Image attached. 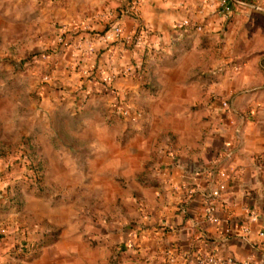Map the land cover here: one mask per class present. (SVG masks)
Instances as JSON below:
<instances>
[{"label":"crops","instance_id":"obj_1","mask_svg":"<svg viewBox=\"0 0 264 264\" xmlns=\"http://www.w3.org/2000/svg\"><path fill=\"white\" fill-rule=\"evenodd\" d=\"M217 1L0 0V36L7 43L25 40L37 31L50 47L67 28V45L61 44L63 62L38 87L44 105L39 112L43 132L51 131L45 119L53 113L75 118L83 114L80 108L69 107L98 86L95 77L78 79L82 68L96 75L100 69L143 64L137 79L123 77L115 82V88L138 97L142 130L121 153L115 150L111 160L102 162L112 174L109 181L118 177L120 161L125 180L137 165L143 180L147 175L155 177L154 186L138 184L140 207L134 225L142 249L158 259L155 264H228L229 259L241 264L249 258L264 264V244L258 237L264 229V3L259 11L252 7L255 0H243L246 8L236 3L237 12L225 22ZM134 3L137 14L132 16L127 6ZM115 20L124 34L145 30V44L124 49L122 42L105 41L103 31ZM195 24H203L204 30L197 31ZM8 61L18 70L24 68L18 59ZM12 61L20 62L21 68ZM49 66L42 63L44 70ZM4 82L1 78L0 84ZM38 83L35 77L28 80L30 87ZM57 85H84L85 90L59 94L53 88ZM140 85L151 86L154 92ZM11 92L0 87L1 96L9 98ZM221 99L231 101V115L223 112ZM51 100L62 101L53 113ZM0 125L6 130L3 114ZM209 139L212 148L204 149ZM165 176L177 180L179 193L167 190ZM241 185L245 195L237 203L233 193ZM215 190L220 193L219 223L205 220L207 197ZM176 195L179 201L172 199ZM253 214L257 218L250 224ZM246 225L250 226L247 238L241 235Z\"/></svg>","mask_w":264,"mask_h":264},{"label":"rangeland","instance_id":"obj_2","mask_svg":"<svg viewBox=\"0 0 264 264\" xmlns=\"http://www.w3.org/2000/svg\"><path fill=\"white\" fill-rule=\"evenodd\" d=\"M127 7L134 16L132 4ZM112 24L103 35L115 25L124 32L121 23L115 20ZM123 32L120 38L107 42H122L124 49L132 46L125 38L134 33ZM33 33L16 43H7L8 39L0 36V79L5 81L0 87L14 90L9 98L0 95V116H6L8 124L6 130L5 126L0 129V264H99L98 257L105 248L109 253L106 264H155L156 257L150 260L151 256L142 252L138 228L134 226L140 206L132 207L137 213L133 218L124 204L129 193L140 204L138 184H144L137 171L140 167H133L131 178L125 180L120 161L118 177L109 181L107 177L112 174L102 162L111 160L115 150L121 153L129 139L142 130L143 110L136 102L138 97L115 88V82L123 77L137 79L143 74V64L100 69L97 76L89 68H82L78 79L95 77L98 86L81 96L80 105L69 107L80 108L83 114L76 118L55 114L62 101L51 100L53 114L45 119L51 131L43 132L44 119L39 112L44 105L38 87L44 84L43 79L58 72L64 52L59 36L49 47L43 43L41 33ZM9 59L20 60L24 68L18 70ZM42 63H48L49 68L44 70ZM108 75L115 78L107 85L103 77ZM32 77L40 82L35 87L28 85ZM140 86L154 92L151 86ZM53 88L59 94L70 95L85 90L84 85ZM33 113L34 127L30 123ZM154 184L151 181L147 185ZM101 213H105L108 228L99 226ZM125 219L127 225L118 224ZM133 238L137 243L130 249L128 244Z\"/></svg>","mask_w":264,"mask_h":264},{"label":"built area","instance_id":"obj_3","mask_svg":"<svg viewBox=\"0 0 264 264\" xmlns=\"http://www.w3.org/2000/svg\"><path fill=\"white\" fill-rule=\"evenodd\" d=\"M236 3L241 4L245 8L247 7V2H244L243 0H218L217 1V9L218 13L220 14L223 21L227 22L231 20V18L235 15L237 12ZM263 3L264 0H255L252 7L259 11L263 9ZM131 12H134V14H137V8L135 3L132 4V10ZM195 29L199 32H202L204 30L203 24H195ZM67 32V28L64 27L63 31L61 32V35L59 36V42L61 44L67 45V39L64 37V35ZM122 28L119 25L113 26L109 31L105 32L103 35V39L105 41H112L114 39H118L122 36ZM126 43L133 46H140L142 44H145L146 42V32L145 30H140L132 35H128L126 38ZM45 57V56H44ZM48 55L46 56V59H48ZM239 66L235 65L234 69H238ZM85 74L88 73V71H84ZM126 74H128V71H125ZM115 78L114 75H108L103 77V81L105 84H110L113 79ZM220 106L223 110V112L229 116L233 113V105L230 100L228 99H221ZM134 120H136L135 117H133ZM220 199V193L218 190L213 191L208 197H207V203L205 207V220L207 222H219V217L217 216V208H218V202ZM262 235H264V229L260 230L258 232V237L260 238ZM262 243L264 244V239H261ZM232 261V260H231ZM241 264H258L255 262L252 258L247 259L245 261H242Z\"/></svg>","mask_w":264,"mask_h":264},{"label":"clouds","instance_id":"obj_4","mask_svg":"<svg viewBox=\"0 0 264 264\" xmlns=\"http://www.w3.org/2000/svg\"><path fill=\"white\" fill-rule=\"evenodd\" d=\"M211 148H212V141H211V139H209L208 141H206V142L204 143V149H209V150H210ZM157 154H158V155L161 154V150L158 149V150H157ZM203 154H204V152H203V150H202L201 153H200V155L202 156ZM153 179H155L154 176H152V175H147V176L144 177V183H145V184H150V182H151ZM164 179H165V181H166V188H167L168 191H171L173 188L176 189V192H177V193H179V192L181 191V185L177 182V180H176L175 178H173L172 180H167V177L165 176ZM193 179H194V178H193ZM233 194H234V195L236 196V198H237V203H239L240 198L243 197V196L245 195V192H244V190H243V185H241V189H240L239 192H236V193H233ZM156 195H159V193H157ZM172 199H175L176 201H179L180 196H179V195H176V196L173 197ZM172 199L169 200V204L172 203ZM124 204L127 205V206H129V209H130V211H129V216L135 218L136 215H137V213L134 212V211H132L131 209H132L133 206L139 207V205H137V201H136V199L131 195V193H129V194L125 197V199H124ZM229 207H232V206L229 205ZM256 218H257V214H253V215L249 218V223L251 224V222H252V221H255ZM214 222H215V223H219L218 221H214ZM127 223H128V220H127V219L122 220V221H118V224H120L121 226H123V225H127ZM99 226H100L101 228H108V227H109V224H108V222H107V220H106V218H105V213H101V214H100ZM249 231H250V226H249V225H246V226H245V229H244V232L241 233V235H243V236H245V238H247V234H248ZM133 237H134V234H133ZM220 238L223 239V237H220ZM260 238H261V239H264V235H262ZM100 239L104 240V239H108V238H106V237H100ZM177 239H178V237H177ZM156 242H157V243L160 242L159 238H157V241H156ZM134 243H137V241L133 238V239H131V240L129 241L128 247L131 249V247H132V245H133ZM140 243H143V241H141ZM231 251H235V249H232ZM142 252H143L145 255H147V249H142ZM108 255H109V253H108L107 249H106V248L103 249L102 252H101V254H100V256L98 257L99 264H106V259H107ZM149 259H150V260H151V259H154V257H150ZM228 264H231V260H230V259L228 260Z\"/></svg>","mask_w":264,"mask_h":264},{"label":"water","instance_id":"obj_5","mask_svg":"<svg viewBox=\"0 0 264 264\" xmlns=\"http://www.w3.org/2000/svg\"><path fill=\"white\" fill-rule=\"evenodd\" d=\"M17 67L21 68L20 62L12 61Z\"/></svg>","mask_w":264,"mask_h":264}]
</instances>
